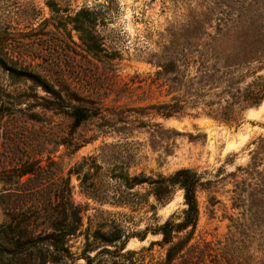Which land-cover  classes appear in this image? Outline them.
Segmentation results:
<instances>
[{
    "label": "rangeland",
    "instance_id": "rangeland-1",
    "mask_svg": "<svg viewBox=\"0 0 264 264\" xmlns=\"http://www.w3.org/2000/svg\"><path fill=\"white\" fill-rule=\"evenodd\" d=\"M262 86L264 0H0V264H108L118 230L123 253L160 241L135 235L186 206L149 182L183 168L201 177V264H264Z\"/></svg>",
    "mask_w": 264,
    "mask_h": 264
},
{
    "label": "trees",
    "instance_id": "trees-1",
    "mask_svg": "<svg viewBox=\"0 0 264 264\" xmlns=\"http://www.w3.org/2000/svg\"><path fill=\"white\" fill-rule=\"evenodd\" d=\"M82 13L87 15L93 14L92 11L86 9L83 10ZM37 78L39 82H41L42 88H44L46 92L50 93L54 97V100L50 102L61 108L66 107L71 109L74 127H79L84 121L89 119L91 113L88 108L66 103L62 98L61 90L55 89L54 85L48 81H41V79H39L40 77ZM64 83L65 81L62 80L60 86L64 85ZM261 88L263 90L259 89L253 94L255 96L259 95L261 91H264V86ZM66 92L68 94V90ZM67 96H71L69 99H74L72 98L73 95L69 94ZM224 119L227 122L233 121L235 119V115L233 112L226 113L224 115ZM145 182V177L140 178L135 176L132 179H127V184L130 186L141 185ZM200 184L201 177L199 173L189 168L180 169L168 177L160 175L157 179H151L149 185L151 186L155 199L160 203H166L169 201L172 198L176 188H179L183 191L184 203L186 207L183 209L179 221H175L173 217L158 227H151L150 229L135 235L140 240H144L150 232L152 234H158L162 236L160 241L151 242L148 247H143L139 251L129 250L123 253V251L126 249V243L131 237H134V235L126 236L123 235L120 230H118L116 231V235L113 237L105 236V242L109 244L121 241L124 237V242L119 247L121 259H111L108 264H146L147 261H149V264H153L152 262L155 256L154 247L156 245H159L162 249H164V256L162 257L159 264H177L178 261V264H201L204 260H206L207 257H212L213 249L210 247L209 242H193L200 216L199 203L197 199V192ZM128 200L129 199L124 196L119 199V202L122 204H128L127 202H129L130 204L131 201ZM152 207L154 210L156 209L155 206ZM74 232L75 229H72L69 230L67 234L72 235ZM29 239H32V237H27L26 240L29 242ZM11 240L12 239H10L9 235H4L2 238L0 237V256L5 252L2 249L4 242L9 243ZM85 259L87 260V264H93L95 261V257L86 256Z\"/></svg>",
    "mask_w": 264,
    "mask_h": 264
}]
</instances>
